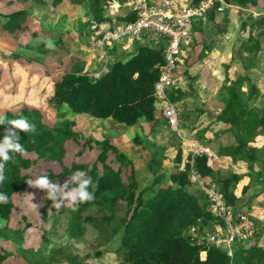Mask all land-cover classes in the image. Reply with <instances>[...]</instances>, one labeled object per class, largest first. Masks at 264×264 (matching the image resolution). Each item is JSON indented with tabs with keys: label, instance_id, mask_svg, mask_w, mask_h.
Segmentation results:
<instances>
[{
	"label": "rangeland",
	"instance_id": "1",
	"mask_svg": "<svg viewBox=\"0 0 264 264\" xmlns=\"http://www.w3.org/2000/svg\"><path fill=\"white\" fill-rule=\"evenodd\" d=\"M89 1L62 0L57 5H50L47 0L0 1V14L23 11L19 19L23 30L13 34L3 31L6 19L0 17V116L23 109L36 110L42 114L45 127L71 132L72 136L63 144V166L73 163L90 169L95 164L101 171L97 156L102 150L101 143L107 142L131 161L137 186H147L154 176L161 174L168 184V175L185 166L188 148L183 146L180 163H177L175 157L180 143L174 131L162 123L159 108L156 107V116L160 123L152 130L143 120L129 128L110 119L76 115L66 107L57 110L48 103L55 82L65 73L75 67L87 76L100 71L91 32L86 26L90 18ZM109 1L105 2L104 16L115 25V14L107 10ZM256 1L254 8L227 5L214 20L193 23L190 40L182 48L172 76L173 84L186 95L175 104L179 122L185 128L181 129L182 134L192 137L206 130L204 140L214 139L215 133L223 128L216 121V115L228 99L227 81L244 76V66L249 68L255 88L249 108H255L259 114L264 110V24L255 27L258 16L264 20V0ZM248 37L257 40L258 52L243 62L241 44ZM145 42L146 37L124 46L125 49L116 48L113 59H122ZM242 91L248 94V88ZM203 146L207 164L218 178H238L230 184V191L237 199L233 210L247 214L254 222L256 235L236 244L235 248L239 244L264 247V130L249 144L261 151L258 161L251 165L218 156L217 147L209 141ZM106 154L104 164L113 170L119 169L122 181L127 184L130 166L119 164L112 152ZM26 156L36 159L34 155ZM153 158L159 161L160 167L150 168ZM62 168L57 162L37 160L28 173L34 179L39 173L51 170L56 176L53 181L63 184L68 177L59 176ZM198 181L193 187L204 188L202 181ZM214 183L212 180L211 189H215ZM44 195L42 190L27 185L22 195L13 197L12 214L6 220L0 219L1 264H123L114 253L117 242H113L115 228H112L124 216L123 202L119 201L111 211L95 208L91 212L93 224L82 221L83 216L72 223V209L62 208L57 212ZM103 213L112 215L110 226L99 222V215ZM211 230L208 226L204 232ZM191 232L196 241L206 238L202 232ZM200 258L204 259V253Z\"/></svg>",
	"mask_w": 264,
	"mask_h": 264
},
{
	"label": "trees",
	"instance_id": "2",
	"mask_svg": "<svg viewBox=\"0 0 264 264\" xmlns=\"http://www.w3.org/2000/svg\"><path fill=\"white\" fill-rule=\"evenodd\" d=\"M61 1L47 0L50 5H57ZM106 1L108 0L89 1V21L110 22L109 18L104 16ZM223 1L227 5L240 8L257 5L256 0ZM118 14L116 21L130 23L135 20V13L131 10ZM22 15L23 11L0 14V17L6 19L2 24L3 31L13 34L23 30L19 25ZM213 17L212 14L210 18ZM255 22V27L264 24L261 16ZM161 42L154 43L146 36L145 43H139L133 52L122 59H113L116 48L122 49L121 46L114 45L109 51L112 61L105 73L94 79L75 67L55 82L53 94L48 100L49 105L57 110L66 107L73 114L87 115L92 119H110L129 128L138 125L139 120H143L152 130L155 129L160 123L156 116L154 85L158 80L160 67L164 63ZM241 46L243 62L248 61V56L251 55L253 58L258 52V42L251 37H248ZM247 69L249 68L244 66L243 70L246 73L244 76L235 81H227L228 99L216 115V121L221 123L223 128L215 133L212 140L210 138L204 140L206 130L192 135V138L202 146L208 141L215 145L217 155L220 157L246 161L251 165L258 161L261 151L249 144L258 136V132L264 130V110L259 114L255 108H249V100L253 97L255 88ZM244 87L248 88L247 95L242 91ZM166 95L172 104L181 102L186 96L185 92L175 85L166 92ZM19 118L32 124L35 131L23 133L16 130L25 152L13 154V159L5 164V179L0 183V192L8 196V202L0 205V219L6 220L12 214L13 197L24 193L28 185L26 181L31 179L28 172L33 168L34 163L37 160L53 161L63 167L59 176L67 177L75 170H82L91 177L89 191L93 193L94 199L79 204L75 210H72L70 215L72 223L83 216L82 221L93 224L95 221L91 212L95 211V208L100 210L103 207L111 211L119 201L124 203V216L112 227L115 228L113 233L115 240H110L117 242L114 253L123 264H264V247L257 245L244 247L239 244L235 248L236 244L244 241L235 242L229 256L224 248H216L207 243L206 238L199 242L192 237L194 234L191 231L202 232L206 237L208 233L204 230L208 226L213 228L217 224L223 225L222 219L214 214L212 202L207 194L202 189L193 187V182L190 180L192 172L207 190L211 189L210 184L213 180L215 189L211 190L221 195L224 205L230 207L234 215L236 212H241L233 210L237 199L230 191L231 182H237L238 178L235 176L218 178L208 166L205 154L195 155L193 158L191 154H187L185 166L168 175V184L164 183L165 175L161 174L154 176L150 184L140 188L135 181L131 161L107 142L101 143L102 150L97 156L101 171L95 164L90 169L73 163L69 167L63 166V144L70 139L72 133L45 127L42 114L36 110L23 109L16 114L4 113L0 116V135L11 128L8 121ZM161 119L166 126L164 119L162 117ZM179 128L185 130L180 122ZM174 136L178 139L177 135ZM109 151L114 154L119 164L130 166V181L127 184L122 181L119 169L113 170L104 164L106 153ZM181 154L180 143L175 157L177 163H180ZM26 155H34L36 159H29ZM191 159H193L192 165ZM149 166L150 168L159 166V161L153 158ZM40 175H47L52 181L56 179L51 170L39 173L36 177ZM262 175L264 176V173ZM99 216L102 226H110L113 220L111 214L103 213ZM253 234L256 235L254 230ZM201 253L205 254L203 260L200 258ZM2 260L0 256V264Z\"/></svg>",
	"mask_w": 264,
	"mask_h": 264
},
{
	"label": "built area",
	"instance_id": "3",
	"mask_svg": "<svg viewBox=\"0 0 264 264\" xmlns=\"http://www.w3.org/2000/svg\"><path fill=\"white\" fill-rule=\"evenodd\" d=\"M107 10L113 15L119 9L131 10L135 20L130 23L111 24L109 21H88L91 32L92 48L100 71L88 76L97 79L106 72L112 61L110 49L114 45L122 48L142 41L146 36L154 43L162 41L164 63L160 67L157 82L154 85L156 107L160 109L161 117L166 126L176 133L181 146L188 148L191 157L206 154L205 148L194 138L182 134L179 128V114L175 104H172L166 92L174 86L172 76L182 48L189 42L193 23L206 21L210 14L220 13L227 4L223 0H110ZM125 49V48H124ZM193 159L190 160L192 165ZM191 182H198L192 172ZM212 202L214 214L222 219L223 225H214L206 235V242L216 248H224L231 256L235 242L247 241L252 238L254 225L247 214H233L230 207L224 205L223 198L212 190L202 187Z\"/></svg>",
	"mask_w": 264,
	"mask_h": 264
},
{
	"label": "clouds",
	"instance_id": "4",
	"mask_svg": "<svg viewBox=\"0 0 264 264\" xmlns=\"http://www.w3.org/2000/svg\"><path fill=\"white\" fill-rule=\"evenodd\" d=\"M11 128L0 135V183L5 179V164L13 159V154H24L25 148L20 143V136L16 130L23 133H31L35 128L23 118L8 121ZM63 184H58L48 178L47 175H40L35 179H28L26 183L44 192V198L51 201V208L59 212L62 208H75L82 203L94 199V195L89 191L91 177L85 171L75 170ZM67 189V190H66ZM8 202V196L0 192V205ZM33 208H36L32 204ZM205 256V254H204ZM202 260V259H201Z\"/></svg>",
	"mask_w": 264,
	"mask_h": 264
},
{
	"label": "crops",
	"instance_id": "5",
	"mask_svg": "<svg viewBox=\"0 0 264 264\" xmlns=\"http://www.w3.org/2000/svg\"><path fill=\"white\" fill-rule=\"evenodd\" d=\"M248 7H251V8H254L253 6H247L246 8H248ZM127 9H119V11L117 12V13H115V19H116V17H117V15H119L118 13H120V12H125ZM105 12V11H104ZM217 14L218 13H213V15H214V17H213V19H211L210 17H211V15L212 14H210L209 15V17L207 18V20L205 21V22H207V21H212V20H214L215 18H216V16H217ZM123 16V15H122ZM259 17V16H258ZM114 19V20H115ZM111 20V19H110ZM116 21V20H115ZM114 21V22H115ZM121 23H123V22H121V21H116V24H121ZM227 23V22H226ZM88 24H89V22L87 21L86 22V25L88 26ZM227 25V24H226ZM125 52V51H124ZM217 54H218V52H217Z\"/></svg>",
	"mask_w": 264,
	"mask_h": 264
},
{
	"label": "water",
	"instance_id": "6",
	"mask_svg": "<svg viewBox=\"0 0 264 264\" xmlns=\"http://www.w3.org/2000/svg\"><path fill=\"white\" fill-rule=\"evenodd\" d=\"M223 201H224V199H223Z\"/></svg>",
	"mask_w": 264,
	"mask_h": 264
}]
</instances>
